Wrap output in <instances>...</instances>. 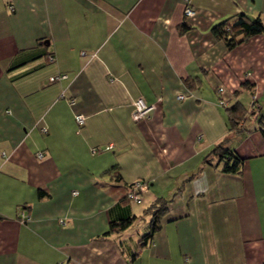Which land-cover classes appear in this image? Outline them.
Masks as SVG:
<instances>
[{"label":"crops","instance_id":"1","mask_svg":"<svg viewBox=\"0 0 264 264\" xmlns=\"http://www.w3.org/2000/svg\"><path fill=\"white\" fill-rule=\"evenodd\" d=\"M189 4L0 0V264H264V33L227 48L213 32L240 13L264 23V0ZM220 96L245 108L236 125ZM137 97L154 105L144 121ZM219 142L240 174L204 162ZM135 181L142 208L124 197Z\"/></svg>","mask_w":264,"mask_h":264},{"label":"trees","instance_id":"2","mask_svg":"<svg viewBox=\"0 0 264 264\" xmlns=\"http://www.w3.org/2000/svg\"><path fill=\"white\" fill-rule=\"evenodd\" d=\"M216 36L221 37L227 48L233 47L236 43L247 39L248 37L264 33V23L259 16L249 17L243 13L238 14L232 21H225L213 28ZM230 126L236 125L245 114V108L239 101H235L230 106L225 105ZM204 162L213 166H220L223 172L231 174H240L242 172L243 158L237 155L232 149L223 145V142L216 143L204 157ZM132 183L128 184L127 188ZM42 195V193H39ZM124 197H127L126 193ZM166 200H155L146 210H150L151 218L149 220V229L143 234L138 244L140 246L153 237L154 233L160 227V217L167 208ZM135 216L121 219L119 222L111 221L108 232L117 231L128 226ZM135 255V254H134Z\"/></svg>","mask_w":264,"mask_h":264},{"label":"built area","instance_id":"3","mask_svg":"<svg viewBox=\"0 0 264 264\" xmlns=\"http://www.w3.org/2000/svg\"><path fill=\"white\" fill-rule=\"evenodd\" d=\"M186 1V6L184 8V14L186 16H193L195 13V10L192 6H190L189 4V0H185ZM9 8H12L11 5H9ZM53 55H48V60H53ZM66 77V75L64 73H59V74H55V75H51L49 76V81H56L59 79H62ZM218 92H222L223 91V87H218L217 88ZM177 97L180 99L183 97L182 94H178ZM254 98V95H253ZM218 103L222 106L226 105V99L223 96H220V98L218 99ZM154 108L153 104H149L147 103L142 97H137L132 101V109H131V117L134 121H144L149 117V113L150 111ZM74 119L75 122L78 125H82L84 123V115L77 113L74 115ZM42 131H45V128H42ZM110 147V146H108ZM98 148L93 149L92 152L97 151ZM42 153L38 152L37 153V157H41ZM148 189V183L145 181H135L133 182L126 190V195L128 198H130L133 201H140L142 198V195L145 191H147ZM73 194L77 193L75 190L72 191ZM29 215L21 212L20 213V221L24 222L29 220Z\"/></svg>","mask_w":264,"mask_h":264},{"label":"rangeland","instance_id":"4","mask_svg":"<svg viewBox=\"0 0 264 264\" xmlns=\"http://www.w3.org/2000/svg\"><path fill=\"white\" fill-rule=\"evenodd\" d=\"M100 149H105V148H101L99 147ZM133 201V200H132ZM142 201V198L141 200ZM140 201H135V202H138L139 205H137V203H134L135 205L137 206H140L142 208V206H144V202H140ZM140 211V210H139ZM147 217L146 215H143L141 216L140 218H138L132 225V227L129 229V231L133 232V233H136V232H139L141 233V229L144 227V224H145V220H147Z\"/></svg>","mask_w":264,"mask_h":264}]
</instances>
